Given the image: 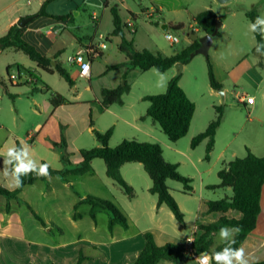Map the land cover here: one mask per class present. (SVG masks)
<instances>
[{
    "label": "crops",
    "instance_id": "obj_1",
    "mask_svg": "<svg viewBox=\"0 0 264 264\" xmlns=\"http://www.w3.org/2000/svg\"><path fill=\"white\" fill-rule=\"evenodd\" d=\"M38 1L42 6L46 0ZM207 2L211 4L210 6L207 4L204 10H213L211 5L218 4L215 0H207ZM30 4L31 0H28L27 5ZM108 6L109 1L105 3V9H108ZM220 6L224 8L226 4ZM23 8L21 4L17 3V0H0V38L5 36L9 29L18 24L22 18L37 14L36 12L25 13ZM148 8L149 10H143L142 14L147 17V14L151 12V17L156 20V24L168 27L166 32H169L170 27L176 25H183L181 31L185 29L183 22H160L159 19L163 17L161 5L158 6L154 3ZM128 13L127 19L121 17L124 23L129 19H132L134 23V20L140 17L138 12L130 11ZM199 13L191 15L189 26L192 30L188 33L186 47L194 42L192 39L194 34L197 35L196 39L205 35L194 21L195 16ZM235 14L236 12H231V16H235ZM217 18L219 19L218 15ZM70 23L74 22L69 17L65 20H57L48 16H40L35 18L23 33V39L26 42L33 45L41 54L53 59L54 63L58 62L71 75L74 86L69 85L71 89L68 91V95L61 94L48 84L40 85L39 72L42 70L37 68V65L31 60L32 64L30 65L12 59L4 61L3 67L6 72L9 66L20 64L25 70L27 69L37 76L38 83L30 85L31 92L36 93L32 97L33 106L31 103L26 105L22 101V97L19 96L20 92H16L12 88L28 85L11 84L7 77L0 74V78L8 85L7 92L0 84V187L15 189L10 186V179L5 178L2 172L3 153L8 147L19 145L21 142L28 144L32 158L38 164L48 163L54 170L72 169L78 166L82 160L80 151L90 149L77 144L80 134H76L72 138H65L64 132L72 124L65 120L62 121V116H65L64 110L67 106L82 101L74 100L77 88L72 68H78L69 63L64 65L61 58L68 52L69 47L73 52L71 54H74L88 45L92 44L98 47V44L103 43L105 47V43L103 40L96 43H82L73 36L66 39L64 31H67ZM226 25L223 22L221 27ZM126 31L130 34L135 32H131L129 28ZM102 37L104 38L103 35ZM104 47L98 48V57L96 58H103ZM253 48L251 53L254 57L246 55L239 60L236 67L232 69L231 79L236 85L243 79L252 84L255 95H249L247 92L246 94L252 97L254 102L253 104L241 103L238 100L241 93H236L235 90L231 92V96L237 100L238 104L244 105L246 108L248 105L250 106L249 111L245 116L241 107H235L240 111L232 109L230 113L224 104V118L217 129L214 148L209 159L205 158L208 139L203 140L195 148H192L191 142L194 137L204 132L216 118L215 106L221 105V99L217 91L210 87L209 95L216 100L210 101L205 108H201L197 96H193L192 89L184 85V71L188 64L183 65V69L179 73V85L189 99L195 103L196 108L189 132L177 142H171L160 126L146 116L149 103L143 98L156 93L145 92V94L128 99L133 91L129 82L130 74L138 69L127 70V66H121L128 62L125 53L122 55L120 64L111 65V67L118 66V68L110 69V71H121L117 84L113 86L115 80L111 79L110 83L113 84L110 86H101L99 90H94L91 87L92 98L84 101L87 108L96 110L98 117L105 114L109 116L107 124L98 126V117L94 124L90 110L91 118L88 130H91L94 138L91 148L99 146L93 129L105 132L113 128V134L109 141L111 147L119 145L125 139L157 143L163 149L165 160L178 164L179 172L192 180L193 190L189 193L184 192L180 182L167 181L171 195L184 214V225L176 220L167 205L157 204V196L150 193L152 181L141 163H126L121 167L122 177L133 189V195L129 196L119 185L107 177L105 163L100 159H95L91 163L92 170L86 174H70L66 177L53 176L51 182L46 179L25 186L18 198L10 201V212L6 210L7 199L0 196V264H76L80 258H82L81 264H133L145 247L144 234L146 233L153 235L158 246L168 243L185 244L187 249L194 239L203 233L201 226L215 223L223 217L242 218V213L235 209H229L226 212H211L208 203L230 198L233 195L230 187L210 188L221 183L218 176L221 169L236 158H244L247 155V149L258 157L264 156V103L259 105L256 102V97L259 94L264 97L262 91L264 56L255 54ZM19 51L16 48L1 49L0 56L5 52L17 54ZM55 55H59L56 60ZM16 69L18 68L16 67ZM92 74L91 70L88 83L91 82ZM163 74H166L163 86H161V78L158 79L157 84L161 89H164L163 91H166L169 81L178 73L174 66ZM228 79H230L228 72L225 78H217V81L223 85L224 101L227 100L229 93L228 88L225 87V81ZM122 80L124 82L121 85ZM125 82L130 85L131 91L124 96L123 105L103 106L100 95L102 89L124 86ZM47 92L50 93L49 96ZM56 93L62 95L66 102L53 107L50 100ZM9 94L14 95V98H10ZM40 97L42 99H39ZM79 97L81 98V95ZM31 113L36 117L34 124L31 122ZM62 138L65 141V147H55L54 143H60ZM63 155L66 156V162L62 161ZM89 196L113 203L126 218L127 227L114 224L112 229H109L111 214L99 207L94 208L95 218H92V204L85 201ZM260 205L261 212L255 228L239 246H243L246 253L254 257V263L264 261V185ZM32 211L41 218L43 223L34 216ZM218 236L219 232L214 236L213 248L223 244ZM189 238H191V242ZM157 264H196V260L186 252L181 259L162 260ZM211 264L213 263L211 262Z\"/></svg>",
    "mask_w": 264,
    "mask_h": 264
},
{
    "label": "trees",
    "instance_id": "obj_2",
    "mask_svg": "<svg viewBox=\"0 0 264 264\" xmlns=\"http://www.w3.org/2000/svg\"><path fill=\"white\" fill-rule=\"evenodd\" d=\"M52 1L53 0H46L42 4L39 12L32 15V20L24 27H19L18 24L13 25L6 35L0 38V45L2 49L16 48L22 51L37 65V68L49 74L58 73L68 85L74 86V80L65 68L56 61V65L54 66L50 57L41 54L33 45L23 39L25 29L35 18L48 16L57 20L66 19L64 16H53L47 13V5ZM110 12L113 17L114 26L112 36L120 38L119 50L127 56V70L139 69L141 71H148L150 69H156L159 72L164 73L178 63L187 65L192 60L191 54L201 45L199 39H196L190 46L172 56L153 53L147 49L137 50L133 45V41L126 38L125 32L127 30V24L126 22H123L118 6H112ZM246 16L249 21L252 22L257 16H259V14L253 9L246 12ZM216 20H218L217 15L211 9L200 12L194 18L198 28H200L205 34H212L214 32ZM170 28L179 31L183 28V25H176ZM253 34L256 44L257 42H262V37L259 34ZM219 35L220 31L217 33V36ZM256 44L253 48V52L258 54L256 52ZM58 56L59 55H55V60ZM14 67H17L20 71L23 70L32 75L34 74L27 69L25 70L20 64L9 66L7 68V73ZM115 68H118V66L110 67L109 70ZM207 72L210 87L214 91L223 89V85L219 83L215 77L213 65L209 60L207 61ZM179 80L180 74L169 81L164 93L147 95L143 98L144 101L149 103L146 116L150 117L160 126L161 130L171 142H177L187 135L196 108L195 103L189 99L183 88L179 85ZM0 84L8 92V85L1 78ZM130 91L131 87L127 82H125L124 86H119L114 89H102L100 94L101 103L105 107L123 105L124 96ZM9 97L14 98V95L9 94ZM50 102L53 107H56L65 103L66 99L62 95L56 93L52 96ZM215 111L217 113L216 118L208 125L204 132L194 137L191 142L192 148H195L203 140L208 139L205 156L206 159H209V155L214 148L215 135L224 118V105L215 106ZM93 134L95 135L99 146L81 150L80 154L82 160L78 166L73 167L72 169L54 170L49 167L51 177H66L70 174H86L92 170V161L100 159L106 165L107 177L119 185L127 195L132 196L133 189L122 177L121 167L126 163H141L152 181L150 193L157 196V204L167 205L173 212L176 220L184 225V214L171 195L169 187L167 186V181L174 180L180 182L183 185L184 192L189 193L193 190L192 180L183 176L179 172L178 164L169 163L165 160L162 147L157 143L139 142L130 139H125L119 145L111 147L109 141L113 134V128H110L105 132L93 129ZM54 146L64 148V139L62 138L60 144L54 143ZM66 160V156L63 155L62 161L66 162ZM218 176L221 183L216 186H211L210 188L217 189L230 187L233 195L230 198L210 201L208 203L209 211L226 212L229 209H235L242 213V218L229 219L223 217L215 223L201 226L200 228L203 233L197 236L191 243L194 255H199L204 251L211 254L213 251H219L223 248L224 244L213 248V239L215 234L219 232L220 228L225 226H238L240 228L239 233L234 237L235 243L232 245L233 247L239 248L248 234L255 228L261 212L260 201L264 185V156L258 157L247 149V155L244 158H236L230 162L226 167L219 171ZM22 180V187L15 188L14 190L0 187V196H4L7 199V212H10L11 209L10 201L17 199L25 186L46 179L43 177L37 178L34 174H30L22 177ZM85 201L92 204V218H95L94 208L96 207L106 210L111 214L109 229H112L114 224H120L125 228L127 227L126 218L110 201L91 196L87 197ZM77 207L78 205L76 208ZM32 213L41 223H43L41 218L35 214L34 211H32ZM144 237L146 241L145 247L134 260L133 264H157L162 260H177L184 257L186 253L185 244L168 243L163 246H158L151 233L144 234ZM81 262L82 258H80L76 264H81ZM212 263L214 264V261H212ZM254 264H264V261Z\"/></svg>",
    "mask_w": 264,
    "mask_h": 264
},
{
    "label": "rangeland",
    "instance_id": "obj_3",
    "mask_svg": "<svg viewBox=\"0 0 264 264\" xmlns=\"http://www.w3.org/2000/svg\"><path fill=\"white\" fill-rule=\"evenodd\" d=\"M28 0H17L18 4H21L25 13L36 12L41 9V5L38 0H31V4L27 5ZM109 1V8L105 9V3ZM161 5L163 7V17L160 22H183L185 29L183 31H176L172 28L169 29V33L178 37L180 42L176 44H170L166 39V31L161 27V24H156V20L151 17L147 18L143 13V10H149L148 7L154 5ZM210 4L207 0H53L47 5L46 11L53 16L69 17L74 23L68 25L67 31H64V37L67 39L69 36H73L76 40L82 43L99 41V35L104 36L103 42L105 47L103 49V58H95L92 60L91 70L93 72L91 82L81 79L78 76V69L72 68L73 74L76 80V92L74 93L75 99L82 102L74 103L73 105L65 108V116H62V121L71 123L72 125L64 132L65 138H72L76 134H80L77 144L83 148H91V143L94 141L91 130H88L90 126V118L92 117L93 123L99 115L96 110L87 108V104L84 101L88 98H92L91 87L94 90H99L101 86H110L111 79H114L117 84L118 75L121 71H110L108 68L113 64H120L122 60L123 52L119 50L120 38L112 36L113 30V17L110 13L112 6H118L121 17L127 19L128 12H138L139 18L134 20L135 32L128 33L126 31V38L133 41V45L138 50L147 49L151 52H159L161 54L170 56L183 50L188 41V33L192 30L190 28L191 15L196 14L204 10V8ZM213 10L217 13L219 20L227 25L220 28V35L213 37L212 45L209 49L208 57L202 54L195 55L188 63L187 68L184 71V85L187 88L192 89L193 96H197L198 104L201 108H205L210 101L216 100L209 95L211 90L208 80L207 61L209 60L213 65L216 79H223L228 72L230 79L225 81V87L228 88V98L221 105H226L227 110L232 112L235 107H241L240 109L247 115L249 111V105L246 108L244 105L238 104L237 100L231 96V92L235 90L237 93L247 92L249 95H255L254 87L246 79L241 80L237 85L231 79L232 69L236 67L239 60L246 55L254 57L251 53L252 48L255 46L254 34L249 31L248 25L249 19L246 18L245 13L251 10H256L259 15H264V0H232L226 3V7H222L219 4H212ZM17 7V6H15ZM147 7V9H146ZM152 9V8H151ZM129 10V11H128ZM236 12L235 16H231V12ZM98 18L94 20L93 17ZM130 16V15H129ZM158 21V20H157ZM108 38V40H107ZM73 53L71 48H68V52L61 58V62L64 65H68L66 62L67 55ZM12 59L17 62L25 63L27 65L32 64L30 59L22 51L16 53L5 52L0 56V74L5 78L7 72L4 69V61ZM264 64V63H263ZM121 66H126L121 65ZM176 69V68H175ZM12 73L16 72V67L13 68ZM156 69L143 72L139 69L130 74L129 82L132 85V94L128 99L135 98L141 94H159V92H165L157 84L160 78ZM166 74H163L165 77ZM250 76V75H248ZM247 76V77H248ZM37 77V76H36ZM246 77V78H247ZM253 79V78H252ZM6 82H8L6 80ZM121 81V85L123 84ZM39 84H48L52 89L60 92L63 95H68L70 86L68 83L58 74L53 75L45 72H39ZM89 87V89H86ZM16 92H20V97L26 105L31 103L32 97L36 93L31 92L30 85L12 88ZM162 90V91H160ZM264 92V85L262 86ZM49 96L50 93L47 92ZM81 95V98L79 97ZM29 99V100H28ZM39 99H42L41 97ZM221 99V98H220ZM257 104L264 103V97L258 95L256 97ZM118 107V106H116ZM260 107V106H259ZM90 110L92 116L90 117ZM240 111V110H238ZM62 115V114H61ZM31 122L34 124L35 116L31 113ZM230 117V116H229ZM109 116L107 114L98 117V126L107 124ZM95 124V123H94ZM60 144V143H59ZM185 176V175H184Z\"/></svg>",
    "mask_w": 264,
    "mask_h": 264
},
{
    "label": "clouds",
    "instance_id": "obj_4",
    "mask_svg": "<svg viewBox=\"0 0 264 264\" xmlns=\"http://www.w3.org/2000/svg\"><path fill=\"white\" fill-rule=\"evenodd\" d=\"M248 28L252 33H257L262 37V42L256 44V52L264 56V15L257 16L254 21L249 23ZM159 75L161 86H163L164 76L163 74ZM49 167L48 163L38 164L31 156L30 146L24 142L8 147L3 153L2 172L5 178L10 179V186L14 188L22 187V177L30 174H34L37 178L43 177L51 182ZM239 231L238 226L221 227L218 238L224 247L211 254L207 251L201 252L195 258L196 264H210V261H214V264H254V257L246 253L243 246L239 248L232 246L235 243L234 237ZM189 241L191 242V238Z\"/></svg>",
    "mask_w": 264,
    "mask_h": 264
},
{
    "label": "built area",
    "instance_id": "obj_5",
    "mask_svg": "<svg viewBox=\"0 0 264 264\" xmlns=\"http://www.w3.org/2000/svg\"><path fill=\"white\" fill-rule=\"evenodd\" d=\"M152 13L149 12L147 14V17H151ZM94 20H97V17H93ZM127 28L131 32L135 31L134 23L132 19H129L128 22H126ZM100 41L104 40L102 35L98 38ZM166 39L169 41L170 44H176L179 43L180 40L178 37L174 36L173 34L166 32ZM104 47L103 43L98 44V47L96 45H88L84 49L80 50L77 53L70 54L67 56L66 61L70 65L76 66L78 68V76L81 79L89 80L91 76V64L92 59L98 57V48ZM8 81L11 84L14 85H33L38 83V79L36 75H32L26 71H20L19 69H16L15 73H12V71H9L7 74ZM239 102L244 104H253L254 99L252 97H249L245 92L241 93L238 97ZM186 252L190 254L193 257H197L198 255L193 254V250L191 248V244L186 249ZM212 261H210L211 264Z\"/></svg>",
    "mask_w": 264,
    "mask_h": 264
},
{
    "label": "water",
    "instance_id": "obj_6",
    "mask_svg": "<svg viewBox=\"0 0 264 264\" xmlns=\"http://www.w3.org/2000/svg\"><path fill=\"white\" fill-rule=\"evenodd\" d=\"M218 4L223 5L226 4L232 0H215ZM32 20V17H25L22 18L19 22H18V26L19 27H24L26 24H28L30 21ZM222 26V22L218 19L216 20V26H215V30L212 34H205L203 37L199 38L200 41V47L198 49H196L192 54L191 57L193 58L195 55L198 54H202L205 57H208V53H209V49L212 45L213 42V37L217 36V33L219 32L220 28ZM162 29L164 31H167L168 27L166 25L162 26ZM197 35L194 34L192 36L193 41L196 40ZM2 49L1 45H0V50ZM52 64L55 65L54 60L52 59ZM175 68L177 70V73L179 74L181 72V70L183 69V64L182 63H178L175 65ZM217 93L219 94L222 102L225 99V93L224 90H218Z\"/></svg>",
    "mask_w": 264,
    "mask_h": 264
}]
</instances>
